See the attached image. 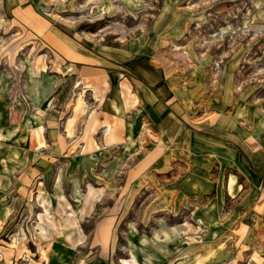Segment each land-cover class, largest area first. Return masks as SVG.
Returning a JSON list of instances; mask_svg holds the SVG:
<instances>
[{"label":"rangeland","instance_id":"obj_1","mask_svg":"<svg viewBox=\"0 0 264 264\" xmlns=\"http://www.w3.org/2000/svg\"><path fill=\"white\" fill-rule=\"evenodd\" d=\"M0 264H264V0H0Z\"/></svg>","mask_w":264,"mask_h":264},{"label":"bare ground","instance_id":"obj_2","mask_svg":"<svg viewBox=\"0 0 264 264\" xmlns=\"http://www.w3.org/2000/svg\"><path fill=\"white\" fill-rule=\"evenodd\" d=\"M94 194H95V190L92 187H90L88 189V195L93 196ZM90 209H91V205L89 206V212H90Z\"/></svg>","mask_w":264,"mask_h":264},{"label":"crops","instance_id":"obj_3","mask_svg":"<svg viewBox=\"0 0 264 264\" xmlns=\"http://www.w3.org/2000/svg\"><path fill=\"white\" fill-rule=\"evenodd\" d=\"M80 55L83 56V57H85V58H86V57H87V58L89 57V56L85 55V53H81Z\"/></svg>","mask_w":264,"mask_h":264}]
</instances>
